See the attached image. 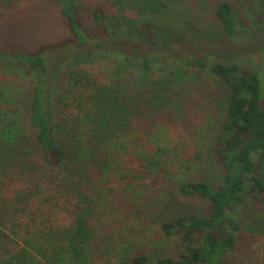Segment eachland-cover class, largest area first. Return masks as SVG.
Returning <instances> with one entry per match:
<instances>
[{
    "label": "trees",
    "instance_id": "16d2710c",
    "mask_svg": "<svg viewBox=\"0 0 264 264\" xmlns=\"http://www.w3.org/2000/svg\"><path fill=\"white\" fill-rule=\"evenodd\" d=\"M56 1L78 45H93L88 52L94 58L87 60L84 72L71 68L73 62L58 70L57 62L43 53L0 50V264H219L237 243L240 223L234 205L245 193L264 205V175L255 171L252 159L255 151L258 160L264 155L259 72L232 62L208 66L214 82L222 79L230 88L228 100L201 108L218 107L214 153L224 176L219 187L193 181L192 170L207 157L201 134L170 128L143 108L155 98L167 102L169 78L180 67H205L207 62L186 57L152 62L149 55H135L141 69L125 83L132 62L117 47L102 51L105 43L91 42L94 37L76 13L84 0ZM86 1L95 8L99 30L101 10L116 25L148 29L176 27L197 11L189 5L187 13L179 0ZM215 12L224 32L234 36L238 25L232 4L222 0ZM171 187L208 200L210 212L164 221L163 233L181 234L186 249L177 257L152 261L133 243L127 245L134 239L131 231H117L119 226H109L105 218L119 201L130 207L127 216L148 212L156 202L161 206ZM114 220L110 223H118ZM227 224L231 229L220 236Z\"/></svg>",
    "mask_w": 264,
    "mask_h": 264
},
{
    "label": "rangeland",
    "instance_id": "374dc122",
    "mask_svg": "<svg viewBox=\"0 0 264 264\" xmlns=\"http://www.w3.org/2000/svg\"><path fill=\"white\" fill-rule=\"evenodd\" d=\"M179 1L187 13L191 9L189 5H196L197 11H192L194 16L188 14L186 19L183 17L176 27L148 29L147 26H130L125 22L116 25L113 18L105 15L106 10H101L104 25L99 30L94 19L95 8L86 0L78 4L76 13L81 27L94 37L92 43L100 39L105 43V46H101L102 51H108L109 46L113 49L117 47L122 50L124 60L132 62L125 75V83L134 80L141 69V60L134 61L135 55H149L152 62H174L181 57L191 60L201 58L207 62L205 67H180L169 78L171 85L165 92L167 102L162 104L155 98L143 110L154 111L159 122L170 128L180 127L185 133L196 134L198 131L201 134L199 136L206 147L207 157L205 163L192 170L190 179L206 180L213 187H219L224 166L214 153L219 118L214 119L213 116L218 107L215 106L213 110L208 107V111L201 108L209 106V102L216 99L228 100L230 88L222 79L214 82L216 78L207 68L215 62H232L238 63L242 69L256 70L260 74L264 95V0H228L233 6L238 25L234 36L224 32L217 18L216 7L222 0ZM184 20L191 22V27L183 24ZM90 46L93 45H78V39L65 22L61 6L56 0H0V50L43 53L51 61L57 62L55 69L61 70L68 62H73L75 64L71 68L84 72L89 69L87 60L94 58L91 51L90 54L88 52ZM166 69H170V65H166ZM30 95L31 92H28V109ZM252 159L255 171L264 175V155L258 160V152L255 151ZM165 196L161 206L157 202L153 203L148 212H137L132 216H127L129 210L126 209L130 207L126 208L119 201L115 204L116 208L110 207V215L105 218L109 226H119L117 231H131L134 239L127 245L133 243L137 253L148 254L152 261L166 256L177 257L186 249L181 234L167 236L163 233L161 224L164 221L180 215L210 212L208 200L184 196L176 187H171ZM234 208V216L240 223L237 243L219 264H264V205L245 193L243 200ZM114 218L118 223H110ZM230 229L227 224L221 229L220 236H225ZM115 231L113 233H117Z\"/></svg>",
    "mask_w": 264,
    "mask_h": 264
}]
</instances>
